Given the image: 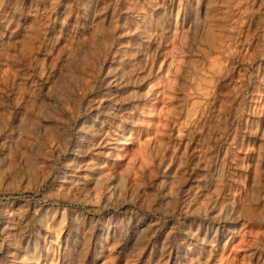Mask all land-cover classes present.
<instances>
[{
    "label": "rangeland",
    "instance_id": "obj_1",
    "mask_svg": "<svg viewBox=\"0 0 264 264\" xmlns=\"http://www.w3.org/2000/svg\"><path fill=\"white\" fill-rule=\"evenodd\" d=\"M0 264H264V0H0Z\"/></svg>",
    "mask_w": 264,
    "mask_h": 264
}]
</instances>
